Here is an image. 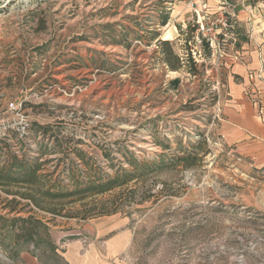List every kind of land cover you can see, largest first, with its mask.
Segmentation results:
<instances>
[{
	"label": "rangeland",
	"instance_id": "374dc122",
	"mask_svg": "<svg viewBox=\"0 0 264 264\" xmlns=\"http://www.w3.org/2000/svg\"><path fill=\"white\" fill-rule=\"evenodd\" d=\"M243 1L257 7L264 23V0L210 3L228 2L219 10L233 25L227 12ZM8 2L11 10L2 21L7 40L0 44V134L9 132L15 151L20 153L13 132L31 156L40 141L48 143L46 168L59 167L57 175L72 164L85 168L74 151L65 158L57 147L53 151L54 141L35 138L31 125L37 122L71 137V146L85 152L105 177L130 169L126 151L139 160L193 157L188 166L174 161L122 191L68 198L60 215L38 212L44 221L52 219L48 224L58 247L62 250V232L102 217L83 215L105 205L111 213L103 216L119 218L131 231L132 240L119 257L125 264H264V140L242 139L223 122L237 88L255 104L263 106V99L252 83L233 73L226 54L237 45H231L229 35L220 39L215 54L198 48L201 57L193 61L196 43L181 34L171 42L185 55L184 65L168 72L158 61L161 48L150 43L158 28L148 23L156 16L149 4L161 0ZM28 6L36 14L45 10V28L38 21L29 29L22 24ZM167 30L163 37L172 36ZM176 78L174 87L170 82ZM10 103L19 110H10ZM257 115L264 118L259 108ZM61 179L71 181L67 175ZM9 256L0 247V264H20Z\"/></svg>",
	"mask_w": 264,
	"mask_h": 264
},
{
	"label": "trees",
	"instance_id": "16d2710c",
	"mask_svg": "<svg viewBox=\"0 0 264 264\" xmlns=\"http://www.w3.org/2000/svg\"><path fill=\"white\" fill-rule=\"evenodd\" d=\"M195 32V27L187 31L186 38L190 39ZM161 48L159 62L168 66L171 71H180L183 60L175 53L170 41H158ZM207 56L212 55V49L203 41ZM193 61H195L192 55ZM185 61V60H184ZM195 63V62H194ZM193 75L198 71L191 68ZM176 78L170 82L174 87L179 83ZM31 132L35 138L42 136L44 140H52L55 144L53 151L59 149L65 158L74 151L84 162L85 168L79 165L65 166L61 175H57L59 167L53 171L46 168L49 160L44 159L50 148L48 143L39 142L36 155L31 156L24 150V145L19 140V133L13 132V137L18 140L19 152L8 143V133L0 134V208L6 213L0 212V247L9 250L10 259L14 262L20 260L24 251H30L43 264H68L61 255L62 250L51 237L49 222L38 217V212H47L54 216L62 213L61 204L68 198L79 197L83 200L87 197H95L111 193L117 189L126 188L133 180H144L151 173L160 172L173 166L174 161H185L186 166L193 160L192 156H176L166 162L164 155L159 160H139L132 152L124 153L130 169L118 168L112 176H103L97 168L90 164L86 153L76 149L73 139L61 135V130H53L49 126L33 122ZM2 135V136H1ZM57 147V148H56ZM167 147V146H166ZM165 147V148H166ZM67 175L71 181L66 183L61 179ZM136 191H131L133 197ZM117 212V207L114 208ZM27 215H22V213ZM83 217H97L111 213L107 206L103 205L97 212ZM13 215V216H10ZM32 244V248L29 247Z\"/></svg>",
	"mask_w": 264,
	"mask_h": 264
},
{
	"label": "crops",
	"instance_id": "0c3cea01",
	"mask_svg": "<svg viewBox=\"0 0 264 264\" xmlns=\"http://www.w3.org/2000/svg\"><path fill=\"white\" fill-rule=\"evenodd\" d=\"M8 5V0H0V44L7 40L4 32L7 26L2 21L11 10ZM149 6L156 16H152L153 20L148 23L158 28L151 34L150 43L155 41L158 44L160 40L171 42L181 34L186 36L187 31L195 26L198 19L199 14L197 15L196 11L201 12L200 16L204 13L220 14L222 12L219 9H227L230 5L228 2H222V6H218L207 0L204 7L199 3L196 9L190 5V0H161L158 4H149ZM232 7L233 9L227 12L233 19L228 37L231 39V45L235 44L237 47L226 56L233 60V73L245 77L247 84L252 83L254 91H260L264 106V23L258 19L257 7L250 3L243 1L237 5L233 4ZM45 15V10L36 14L35 9L28 6L24 16L20 19L27 29L31 26L35 27L37 21L42 29L46 25ZM18 21L15 23L16 26L19 25ZM167 28H169L167 33L170 32L171 37H163L164 30ZM191 34L190 40L196 43L195 32ZM241 34L246 38H243ZM16 41L23 42L19 37ZM196 47L195 45V50ZM174 51L184 63L185 55L178 53L175 49ZM162 64L168 72H178L171 71L166 64ZM236 91L233 104L229 108L230 117L223 122L231 125L232 132L242 139L250 137L264 140V118L258 117L257 105L239 94V88ZM124 223L113 215L102 216L85 221L71 231L62 232L58 242H63L62 255L65 261L68 264H125L119 257L129 246L132 234L130 229L123 227ZM18 262L20 264H40L38 259L28 251L21 254Z\"/></svg>",
	"mask_w": 264,
	"mask_h": 264
},
{
	"label": "built area",
	"instance_id": "2783aa9c",
	"mask_svg": "<svg viewBox=\"0 0 264 264\" xmlns=\"http://www.w3.org/2000/svg\"><path fill=\"white\" fill-rule=\"evenodd\" d=\"M171 1H178V0H171ZM199 3L204 7L207 4V0H190V5L197 9ZM198 19L195 22V42H196V49L193 50L192 54L197 60V57H201V51L198 48L203 47V41L208 43L212 49L213 54L217 52L220 39L222 37H227L231 30V23L229 22L228 18L220 13L216 14L213 18V14L204 13L200 16L198 11ZM200 16V17H199ZM259 108V113L262 115L264 114V108L262 105H259V102H256ZM9 109L12 111L19 110L14 103L9 104Z\"/></svg>",
	"mask_w": 264,
	"mask_h": 264
}]
</instances>
